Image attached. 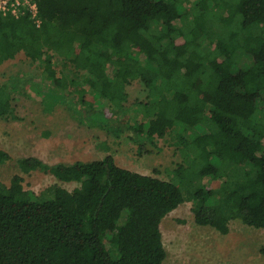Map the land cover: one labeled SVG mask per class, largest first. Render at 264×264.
<instances>
[{
    "label": "trees",
    "instance_id": "obj_1",
    "mask_svg": "<svg viewBox=\"0 0 264 264\" xmlns=\"http://www.w3.org/2000/svg\"><path fill=\"white\" fill-rule=\"evenodd\" d=\"M184 1L36 0L39 27L29 14L0 15V65L23 53L51 80L55 103L74 88L86 116L117 137L130 130L141 154L172 136L186 155L173 180L113 155L17 159L23 173L80 186L40 196L21 174L0 180V264H165L161 224L186 201L196 223L224 235L231 221L264 229V0H197L182 25ZM59 62L82 81L59 75ZM135 81L148 99L127 107ZM22 87L36 89L0 84V118H19ZM11 160L0 147V165Z\"/></svg>",
    "mask_w": 264,
    "mask_h": 264
},
{
    "label": "rangeland",
    "instance_id": "obj_2",
    "mask_svg": "<svg viewBox=\"0 0 264 264\" xmlns=\"http://www.w3.org/2000/svg\"><path fill=\"white\" fill-rule=\"evenodd\" d=\"M196 2L184 1V8L190 11V16H185L182 21L179 19L180 24L193 18L191 9ZM57 68L59 75L67 74L82 81L84 72L77 74L73 66L59 62ZM11 81L30 82L36 85V89L22 87L23 92L14 93L18 119L0 118V147L13 157L0 165V180L7 185L14 175L21 174L25 189L40 196L48 194V188L54 184L68 190L80 186L76 182L59 181L52 174L41 171L23 173L16 161L23 157H37L54 164L91 161L113 155L123 168L165 180H173L174 169L185 162L186 155L172 136L157 139L154 144L148 143L149 153L141 154L138 145L129 138L130 130L117 137L109 129L100 128L98 122L80 110L81 105L72 91L74 88L68 93L64 91L65 96L55 103L52 96L58 93L51 80L44 77L38 63L23 53L0 65V84ZM128 91L127 107L136 108L137 100L148 99L139 81H135ZM262 102L260 106L264 109V96ZM129 123L134 124V119ZM185 134L193 138L190 131ZM192 207L193 202L186 201L162 221L163 241L168 252L165 264H218L226 260L232 264H264V229L231 221L230 232L224 235L212 227L196 223Z\"/></svg>",
    "mask_w": 264,
    "mask_h": 264
},
{
    "label": "built area",
    "instance_id": "obj_3",
    "mask_svg": "<svg viewBox=\"0 0 264 264\" xmlns=\"http://www.w3.org/2000/svg\"><path fill=\"white\" fill-rule=\"evenodd\" d=\"M38 11L36 0H0V15L9 14L19 18L29 14L39 27L41 25V19Z\"/></svg>",
    "mask_w": 264,
    "mask_h": 264
}]
</instances>
